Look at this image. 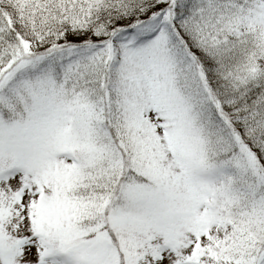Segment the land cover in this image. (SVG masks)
<instances>
[{"label": "snow or ice", "instance_id": "snow-or-ice-1", "mask_svg": "<svg viewBox=\"0 0 264 264\" xmlns=\"http://www.w3.org/2000/svg\"><path fill=\"white\" fill-rule=\"evenodd\" d=\"M0 264H264V0H0Z\"/></svg>", "mask_w": 264, "mask_h": 264}]
</instances>
